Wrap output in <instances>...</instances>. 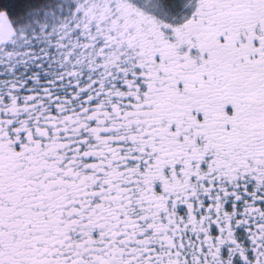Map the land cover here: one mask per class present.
<instances>
[{"label": "snow or ice", "instance_id": "1", "mask_svg": "<svg viewBox=\"0 0 264 264\" xmlns=\"http://www.w3.org/2000/svg\"><path fill=\"white\" fill-rule=\"evenodd\" d=\"M0 264H264V0H0Z\"/></svg>", "mask_w": 264, "mask_h": 264}]
</instances>
